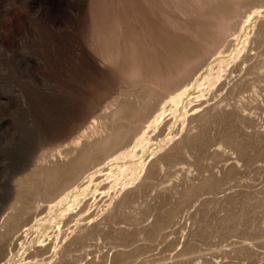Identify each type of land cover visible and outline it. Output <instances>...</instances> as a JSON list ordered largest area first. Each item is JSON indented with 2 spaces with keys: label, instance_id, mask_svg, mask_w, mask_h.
Segmentation results:
<instances>
[{
  "label": "rangeland",
  "instance_id": "rangeland-1",
  "mask_svg": "<svg viewBox=\"0 0 264 264\" xmlns=\"http://www.w3.org/2000/svg\"><path fill=\"white\" fill-rule=\"evenodd\" d=\"M0 264H264V0H0Z\"/></svg>",
  "mask_w": 264,
  "mask_h": 264
},
{
  "label": "bare ground",
  "instance_id": "bare-ground-1",
  "mask_svg": "<svg viewBox=\"0 0 264 264\" xmlns=\"http://www.w3.org/2000/svg\"><path fill=\"white\" fill-rule=\"evenodd\" d=\"M109 141H110V140H109ZM110 147H111V145H110ZM79 174H80V173H79ZM70 182H71V181H70ZM70 182H69V183H70Z\"/></svg>",
  "mask_w": 264,
  "mask_h": 264
}]
</instances>
